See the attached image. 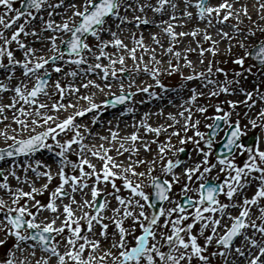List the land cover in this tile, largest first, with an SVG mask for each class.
<instances>
[{
    "label": "snow or ice",
    "instance_id": "obj_1",
    "mask_svg": "<svg viewBox=\"0 0 264 264\" xmlns=\"http://www.w3.org/2000/svg\"><path fill=\"white\" fill-rule=\"evenodd\" d=\"M0 125V264H264V0H0Z\"/></svg>",
    "mask_w": 264,
    "mask_h": 264
},
{
    "label": "bare ground",
    "instance_id": "obj_2",
    "mask_svg": "<svg viewBox=\"0 0 264 264\" xmlns=\"http://www.w3.org/2000/svg\"><path fill=\"white\" fill-rule=\"evenodd\" d=\"M253 18H255V15H254ZM188 39H190V38H188ZM237 51H239V50H237ZM193 55H195V54H193ZM129 67H131V61H129ZM53 78H55V77H53ZM125 81H127V79H125ZM142 82L153 83L152 80H149V81L145 80L144 76L141 75V76H139L137 78V84L140 85L141 87H143L144 84ZM180 84H181V80H180V77H179L178 83L176 85H174V86H170V88L175 89ZM156 90L160 91L158 86L156 87ZM145 95L146 94H143V93H137L135 98L138 101L140 99H143L145 97ZM103 98H104L103 94L98 93L97 100L103 99ZM168 99H176L177 103L179 102V99L176 97V94L174 92H168L166 96H163V98H154L152 101H149V102L145 103L144 105L137 104V108H138V112L136 113L137 119H139L140 115H142V113L144 111L151 110V111L155 112L156 109L160 108V107H163L165 109V112H167V111H175V108L172 105L168 104ZM121 111H122V109L121 110H118V109L116 110L114 108H108V109H106L105 112H103L101 114V116H102V119L104 121H107L109 119H112L114 116H117ZM131 120H132V115L131 114L122 116L121 117V121H122L121 127H123L124 123H131ZM159 120L161 122H163L164 117H160ZM151 122H153V123L157 122V117L155 115L152 117V121ZM2 126L3 125H0V127H2ZM93 130L94 131H103L104 129H103V127H101L100 124H97V125L93 126ZM2 143H3V141H2V139H0V144H2ZM41 155H42V157L44 159L47 160L48 163H52L51 153H48V152H45V151L42 150V153L38 154L37 158H40ZM0 166H6V165L0 164Z\"/></svg>",
    "mask_w": 264,
    "mask_h": 264
},
{
    "label": "rangeland",
    "instance_id": "obj_3",
    "mask_svg": "<svg viewBox=\"0 0 264 264\" xmlns=\"http://www.w3.org/2000/svg\"><path fill=\"white\" fill-rule=\"evenodd\" d=\"M144 76V75H143ZM124 79H127V77L125 76L124 77ZM144 79L145 80H151V78L150 77H148V76H144ZM163 80H164V83H166L167 85H169V86H174V85H176L177 83H178V80H179V76L178 75H173V76H170V77H168V76H165V77H163ZM114 109H118V110H121L122 109V107L120 106V107H118V106H116V108H114ZM250 137V136H249Z\"/></svg>",
    "mask_w": 264,
    "mask_h": 264
},
{
    "label": "water",
    "instance_id": "obj_4",
    "mask_svg": "<svg viewBox=\"0 0 264 264\" xmlns=\"http://www.w3.org/2000/svg\"><path fill=\"white\" fill-rule=\"evenodd\" d=\"M251 139H252V138H249V139H247V140H248L249 142H251Z\"/></svg>",
    "mask_w": 264,
    "mask_h": 264
}]
</instances>
